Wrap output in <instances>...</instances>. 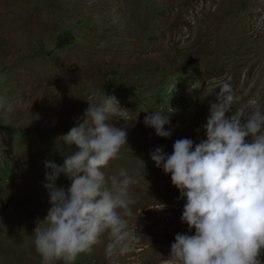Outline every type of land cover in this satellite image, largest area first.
<instances>
[{
    "label": "rangeland",
    "instance_id": "1",
    "mask_svg": "<svg viewBox=\"0 0 264 264\" xmlns=\"http://www.w3.org/2000/svg\"><path fill=\"white\" fill-rule=\"evenodd\" d=\"M223 82L235 95L226 116L264 111V0H0V96L10 107L0 119V264H41L31 236L50 207L44 162L76 151L60 138L97 90L123 109L109 123L128 132L127 145L106 172L135 181L129 230L140 240L108 259L105 234L75 264H164L175 235L194 230L150 153L171 154L178 139L204 142ZM169 107L172 135L159 138L145 111Z\"/></svg>",
    "mask_w": 264,
    "mask_h": 264
},
{
    "label": "clouds",
    "instance_id": "2",
    "mask_svg": "<svg viewBox=\"0 0 264 264\" xmlns=\"http://www.w3.org/2000/svg\"><path fill=\"white\" fill-rule=\"evenodd\" d=\"M94 95L82 122L60 138L76 151L65 154L62 164L44 162L50 207L31 236L41 264H75L105 234L108 259L131 252L140 240L129 230L135 181L124 171L111 177L106 172L127 145L128 132L109 123L123 109L104 90ZM234 100L231 83L223 82L209 109L204 142L178 139L171 154L162 147L150 153L154 165L170 174L178 199L186 201L180 220L194 230L175 235L164 264H264V111L226 116ZM9 111L0 96V119ZM145 112L144 125L170 138L175 109ZM61 175L71 182L67 189L56 183ZM164 207L159 203V210Z\"/></svg>",
    "mask_w": 264,
    "mask_h": 264
},
{
    "label": "water",
    "instance_id": "3",
    "mask_svg": "<svg viewBox=\"0 0 264 264\" xmlns=\"http://www.w3.org/2000/svg\"><path fill=\"white\" fill-rule=\"evenodd\" d=\"M261 260L264 261V253L261 254Z\"/></svg>",
    "mask_w": 264,
    "mask_h": 264
}]
</instances>
